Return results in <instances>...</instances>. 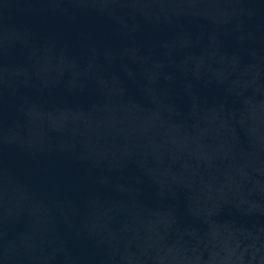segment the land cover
I'll use <instances>...</instances> for the list:
<instances>
[{"label":"water","instance_id":"water-1","mask_svg":"<svg viewBox=\"0 0 264 264\" xmlns=\"http://www.w3.org/2000/svg\"><path fill=\"white\" fill-rule=\"evenodd\" d=\"M0 264H264V0H0Z\"/></svg>","mask_w":264,"mask_h":264}]
</instances>
